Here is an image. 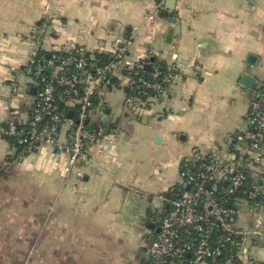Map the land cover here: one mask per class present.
<instances>
[{
	"label": "crops",
	"instance_id": "obj_1",
	"mask_svg": "<svg viewBox=\"0 0 264 264\" xmlns=\"http://www.w3.org/2000/svg\"><path fill=\"white\" fill-rule=\"evenodd\" d=\"M173 1L0 0V264H147L183 164H241L248 112L264 89V0ZM116 38L130 41L133 60L164 61L172 78L161 94L128 107L124 81L96 91L87 126L116 133L88 148L81 180L63 172L67 153L47 144L17 155L1 129L29 112L33 55L110 54ZM244 73L252 89L240 85ZM250 175L262 199L234 201L244 233L235 264H264V149Z\"/></svg>",
	"mask_w": 264,
	"mask_h": 264
},
{
	"label": "built area",
	"instance_id": "obj_2",
	"mask_svg": "<svg viewBox=\"0 0 264 264\" xmlns=\"http://www.w3.org/2000/svg\"><path fill=\"white\" fill-rule=\"evenodd\" d=\"M130 41L116 38L110 44L111 61L103 67L91 64L85 70L86 60L93 59L94 54L83 48L74 49L67 58L53 66L49 78L43 74V65H54L53 58L37 63L34 54L29 61L31 81L37 88L33 102L18 130L14 121L8 122L1 129V135L14 138L19 146L31 149L39 144H47L58 152L67 153V163L63 167L66 175L81 180L84 169L91 163L88 148L100 139L116 133L115 128L109 131L102 127L90 128L87 118L94 108L92 101L98 89L118 87L122 81L125 88L134 93L126 95V105L132 106L142 102L149 94L159 95L170 83L168 70L160 81H145L138 77L143 63L133 60L128 55ZM86 56V58H85ZM74 64L72 72H66L67 63ZM159 67H153V78L159 75ZM118 85L113 84V80ZM63 89L66 102L77 110L75 120L68 119L58 111L57 88ZM250 129L245 134L248 148L241 157L237 168L221 167L216 160H190L183 164L180 171L181 182L176 196L171 200L166 214L160 224V232L150 241L147 247V264H218L222 252L227 246L240 247L243 232L235 228L237 209L226 207V202L242 190L243 201H255L259 187L247 183V176L252 178L250 170L258 168L263 162L264 149V91L261 90L251 104L248 112ZM68 125L67 141L62 143L57 138L60 127ZM40 127V128H39ZM198 161L195 165H189ZM249 170V174H248ZM218 174L219 179L215 178ZM229 183L226 187L224 183ZM222 201L223 204H220ZM191 227V229H189ZM217 227L219 234L210 241L211 229ZM237 239H239L237 241ZM231 257L224 264H235L238 261Z\"/></svg>",
	"mask_w": 264,
	"mask_h": 264
},
{
	"label": "trees",
	"instance_id": "obj_3",
	"mask_svg": "<svg viewBox=\"0 0 264 264\" xmlns=\"http://www.w3.org/2000/svg\"><path fill=\"white\" fill-rule=\"evenodd\" d=\"M88 53L89 52L86 53L87 56H89ZM93 54H94V58L93 59H87L86 56H85V58L87 59L86 60L85 70L88 69V71H90L89 67H90L91 64H95L96 67H103L104 65H107L111 61V55L109 53H93ZM67 57H68L67 54L39 52L35 56V60H36L37 63L39 62L40 64H42V60L41 59L48 60V59L53 58V60L55 61L54 65H43V74H44V76L46 78H49L51 73H52V71H53V66L58 65V63L62 59L67 58ZM151 58H153V61H150ZM145 63L150 65L149 69H146L145 68V64H144L143 68L141 70H139V74H138V77H141L145 81H160L162 76L167 74V72H168V69H167V67L164 64V61L159 59V58H157V57H155V56H152V57L148 58ZM155 66L159 67V69H158L159 75L156 78H153L152 73H153V67H155ZM64 69H65L66 72H72L74 70V64L68 62L64 66ZM113 84L118 85V81L116 79H114L113 80ZM33 88H34V90L37 89L35 86ZM125 90H126L127 94L134 93L133 90L126 89V88H125ZM28 91L31 92L30 89ZM263 91H264V89H263ZM56 92H57V99H58V103H57L58 104V111L64 113L66 118L75 120V118L77 116V110L76 109H73V110L71 109L72 111H69L70 109H68V107H65V101L66 100H65V98L63 96V92H64L63 89L61 87H59V88H57ZM154 96H155V94L151 93L147 97L151 98V97H154ZM147 97H143V99L147 98ZM92 101H93V99H92ZM93 104H95L94 101H93ZM69 112L72 113L71 117H68V113ZM16 124H17L16 128L18 130L21 129V130L25 131L27 129V127H25V126L24 127H20L18 125V123H16ZM6 127H7V124L2 126V129H4ZM3 138H5L9 142L10 146H12L14 149H17V151H16L17 155H20L22 149H28V148H26L25 145L19 146L16 143V141H15V139L13 137L12 138H8V137H4L3 136ZM197 163H199V162L195 161V162L190 163L189 165H195ZM248 174H249V170H248ZM245 181H247V183H250L252 185L254 184V185H257L259 187V195L257 197V200L248 201L247 202V203H250V204L253 205V204H255L256 202H258V201H260L262 199V196H261L262 182H261V179H259L258 181H255L253 178H250L248 176H247ZM176 193H178V192H176ZM242 198H243L242 197V190H240L232 198H230L226 202L225 206L226 207H234L235 208L234 201L237 202L238 200H242ZM220 204H223L222 201H220ZM218 234H219V229L217 227L212 228L211 229V235H210V241H212L214 236L218 235ZM238 240L239 239H237V241ZM237 254H238V252L236 253V249H234V246H230V245L227 246V248L222 252V255L219 258L218 264H224L229 259H231L232 256H234V258L232 260L235 261Z\"/></svg>",
	"mask_w": 264,
	"mask_h": 264
},
{
	"label": "water",
	"instance_id": "obj_4",
	"mask_svg": "<svg viewBox=\"0 0 264 264\" xmlns=\"http://www.w3.org/2000/svg\"><path fill=\"white\" fill-rule=\"evenodd\" d=\"M173 5H174V1L173 0H165V7L167 9H172L173 8ZM173 22V21H172ZM172 29H169L168 32H167V36H166V42L169 43L171 41V36H172ZM150 61H153V58L150 59ZM254 57L253 56H249L248 59H247V63L249 65H253L254 64ZM150 65L149 64H146L145 65V68L146 69H149ZM255 78L248 75V74H242L241 77H240V80H239V83L240 85L248 88V89H252L254 87V84H255ZM31 93H35V90L34 89H31ZM93 99V98H92ZM72 113L69 112L68 113V117H71ZM224 185L226 187H230V184L229 183H224ZM161 221H162V218H158V221L157 223L161 224ZM189 229H191V227H189ZM160 232V227L157 229L156 231V234H158Z\"/></svg>",
	"mask_w": 264,
	"mask_h": 264
},
{
	"label": "rangeland",
	"instance_id": "obj_5",
	"mask_svg": "<svg viewBox=\"0 0 264 264\" xmlns=\"http://www.w3.org/2000/svg\"><path fill=\"white\" fill-rule=\"evenodd\" d=\"M240 255H238V257H239Z\"/></svg>",
	"mask_w": 264,
	"mask_h": 264
}]
</instances>
